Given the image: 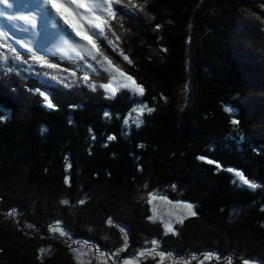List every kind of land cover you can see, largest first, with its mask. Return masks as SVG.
<instances>
[{
  "label": "trees",
  "instance_id": "16d2710c",
  "mask_svg": "<svg viewBox=\"0 0 264 264\" xmlns=\"http://www.w3.org/2000/svg\"><path fill=\"white\" fill-rule=\"evenodd\" d=\"M133 2L143 11L128 5L93 38L143 85V96L120 88L107 97L100 85L113 73L102 56L25 53L0 36V264H74L49 232L57 223L95 248L109 249L101 237L119 248L120 227L135 235L147 227L149 204L137 198L146 183L150 193L176 192L175 200L197 207L180 231L194 227L215 244L203 248L201 235L188 234L190 254L198 247L218 259L264 256V0ZM100 64L107 71L93 80ZM73 72L88 75L87 84L74 87L64 77ZM141 101L154 111L125 124ZM234 171L258 186L234 183ZM87 217L96 222L91 231L80 228Z\"/></svg>",
  "mask_w": 264,
  "mask_h": 264
},
{
  "label": "rangeland",
  "instance_id": "374dc122",
  "mask_svg": "<svg viewBox=\"0 0 264 264\" xmlns=\"http://www.w3.org/2000/svg\"><path fill=\"white\" fill-rule=\"evenodd\" d=\"M22 1L23 0H8V3L5 4L3 3V0H0V13H2L0 14V36L1 37L9 38V41L20 49H23V45H24V47H26V50L29 52H35V53H40V54L55 53L62 57H65V55H69L70 57H73V58L78 57L77 53H80V54L85 53L83 52L82 49H79V48L73 51L71 47L63 43V39H69V38L72 40H75L77 43H85V42L80 41L79 38L75 37L70 31L65 32L66 27L61 22L58 23L57 27L55 28L52 27V20L54 19L58 20V18H56L55 16H52L51 19H47L46 21L43 20L47 29H45V32H42V34L40 33V31L35 32L34 30L32 31V33L30 32L26 34L23 33L24 29L28 27V24H30L31 26L33 22L32 20L29 21L28 13L27 14L22 13V10H21L22 4H20ZM27 2L28 0H24L23 5H25ZM32 7H34L33 2H31L30 4V9H32ZM35 11H36L35 9H32L30 12L34 13ZM62 29L64 31H62ZM38 33L41 36H37ZM62 34L64 36H60ZM26 36H28V39L25 38ZM105 39L106 38H104V40ZM23 41L25 43H23ZM100 48H103V46L100 45ZM116 51H118V47L116 50H114V53ZM109 53L111 52L109 51ZM112 71L113 69H111V73H113L112 75L116 76V80L114 81L111 80L110 82L113 84V87L117 89V92L115 95H112L110 92H108L109 95L107 97H110V96L115 97L119 92H121L123 89H120V88H123L122 85L125 82L124 78L120 77L119 74L115 73L114 71L112 72ZM101 72L105 73V70H104V66L100 64V71L96 70L95 75H92L93 80L94 79L96 80L101 74ZM17 76H20V75H17ZM64 77L67 81L73 83L74 87H77L78 83L86 85L88 80L90 79V77L88 76V80H85L83 77L78 76L76 72H73L71 76H68V77L64 76ZM108 78H106V80ZM61 82L62 84H66L62 80ZM96 84L100 85L98 82H95V85ZM98 88L101 89L100 87ZM141 106L142 105H135L133 109H139ZM146 111L147 110H145V112ZM127 120H128V124H129V121L140 122L141 116H138L136 112L132 111L131 113L128 114ZM235 172L236 171H234L233 173L234 180L238 181V178L236 177ZM237 184L252 188L248 185H244L242 182H237ZM143 187L144 188L140 191L139 197L137 198L140 199L143 205L145 203L149 204L150 215L145 216L143 218L144 224H146L147 227L138 233L136 232L137 233L136 235L135 233H132V230L134 231V229L131 226H128L129 231L127 229L125 230L123 229V231H120V232L118 231L119 238L123 239L121 241V244L119 245V248H115V246H118V245H116L117 243L113 244L114 241L112 239L110 241L113 243H111L109 240H106L104 238L102 239V237H101V240L106 241L108 243L109 249H106V248L100 249L98 246H96L97 248H95V246H93V243L91 245H88L84 239L73 236V234L68 229L64 230L62 223H57L55 227H59L63 229L67 233V235L61 236L59 232L50 231L51 227L49 228V232L51 235H55L54 236L55 238L56 236H58L59 241L65 243V245L69 249V252L72 255V257L70 258L74 264H125V261H127V264H201V262H203V264H229V261L231 262V264H243L244 260H248L250 264H264V262L262 261V259L264 258L263 253L262 252H260V254L253 253L252 250H249L248 251L249 253L244 251L242 254H239V256L232 257V258L230 255H227L224 257L219 255V259L216 256V253L214 252L212 253V251H209V250L206 251V249L203 250L198 247L195 249H197L199 252L190 254L187 248L184 247L185 242H183V238H187L188 234H190L188 238H193V236L199 237L201 235L200 234L201 231L197 230L194 227L190 228L191 232H189V229L188 230L186 229L187 232H185V234L187 235L185 234L183 235V233L180 231V229L184 230L186 228L185 225L190 219L194 217H198L196 215H191L188 208L186 207L187 204H191V203L184 202L179 199L175 200L176 192L171 193L170 191H167V190L153 191V193H155L157 197L166 196L167 200H162V199L157 198L153 200L151 203H149V199H150L149 194L151 191H148L147 183ZM144 191L147 192L146 193L147 195L143 194ZM143 195L145 196L143 197ZM87 197L88 196H86V198L83 197L84 203L78 202L77 209L79 206L85 204L88 201L89 197L88 198ZM146 198H147V201H146ZM178 198L180 197L178 196ZM168 201H171V203H169ZM153 209H155V211H153ZM191 211L197 214V207L192 205ZM71 213H73V210H71ZM178 216L183 218L182 223L177 221ZM149 217H154V219H149ZM108 220H109V216L106 217L107 223H108ZM169 222H171L176 234H173V233L165 234L166 230L164 228V225L165 223H169ZM91 223L96 224V222L93 220L92 217H87L86 220L85 219L83 220V224L80 225V228L82 226L84 227L85 225L86 229L91 231V229L89 228V224ZM206 223H209V222H206ZM68 225L70 226V224ZM55 227L52 226V228H55ZM120 228L122 229L123 227H120ZM130 231L132 234L130 233ZM122 232L124 235L126 234L125 237H123ZM219 232L221 233L219 235H222V233L225 231L221 227ZM85 235H87V233ZM37 236L38 238L39 237L45 238V235L43 234H38ZM226 237H229V236H226ZM207 238L208 236H205L203 238V236L201 235V239H197V241L203 240L202 242H204L203 244H205L203 245V248L212 247L215 244L213 242V239H212L213 243L207 242L206 240ZM126 239H127V246L125 247ZM152 240H156L158 242L155 247V251H151L153 248L151 244ZM73 241H77L78 243H75L74 245ZM70 246L74 247V249H78V251H73V249L70 250ZM257 248L260 249V247H257ZM200 250H203V251H200ZM44 252L47 254V255L44 254L45 258H49V257L51 258L52 255L50 256V254L54 253L52 252L51 248L49 249V247H45ZM141 252H144L145 254L143 256L139 255ZM160 252L165 253L163 259L159 255ZM181 255L183 256L181 257Z\"/></svg>",
  "mask_w": 264,
  "mask_h": 264
},
{
  "label": "snow or ice",
  "instance_id": "6c2138e0",
  "mask_svg": "<svg viewBox=\"0 0 264 264\" xmlns=\"http://www.w3.org/2000/svg\"><path fill=\"white\" fill-rule=\"evenodd\" d=\"M3 3L7 4L8 0H3ZM43 4L45 5V8L43 9L44 12V18L51 19L52 16H55L58 18L59 21L63 22V25L67 26L65 29V32L68 30L71 31V33L79 38L80 41H84L85 43H77L75 40L72 39H63V43L68 45L72 48L73 51H75L77 48L82 49L83 52L87 53V55L91 58V60L96 61L97 56H102L104 61H107L108 65L112 67L113 71L117 74H119L120 77L124 78L123 88L129 89L134 95L139 94L140 96H143L145 93V89L143 85H140L136 82V79L134 76L128 74L125 72L121 67L112 65V61L107 57L104 56L101 52L100 45L97 43V40L93 37H99L104 34L105 27H110L108 18H116L117 12L119 11L121 15L127 14L129 9L128 5L132 7H139L140 11H143V8L139 5L134 4L133 0H127V5L124 4V0H43ZM114 5H120L121 7L119 9L115 8ZM2 14V13H0ZM52 27H57L56 20H52ZM159 27V25L157 26ZM115 35V33H113ZM119 39V37H117ZM111 43V42H110ZM115 50V49H113ZM15 51V49H13ZM166 51V49H165ZM80 55V53H77ZM123 55V53H121ZM81 59H84L83 55H80ZM33 59L36 61L43 63H46L43 56L33 55ZM123 59L125 61H128L129 63H132L129 57L126 55L123 56ZM49 68H55L57 67L56 64H47ZM91 67V65H88ZM107 71V69H105ZM85 80H88V76H84ZM111 80H116V76L112 75ZM91 87L93 90L96 89V85L92 84ZM105 91L110 92L112 95H115L117 92V89L113 87V84L111 82L104 83L100 85ZM39 91V90H37ZM42 96H44V99L47 101L49 107H54L52 104L51 99L45 93H40ZM141 107L139 109H133V112H136L138 116H142L147 110L148 112L154 111V109L149 108L146 104H144L141 101ZM226 111H230V109H226ZM106 116L109 115V113H105ZM131 115V114H130ZM125 124H128V120L126 119L124 121ZM233 124H238V120H232ZM139 127V123L136 125ZM109 140L115 139V136H109ZM200 159H205L204 157H200ZM209 163H214L213 161L209 160ZM70 167V165H69ZM230 171H233L230 169ZM237 180H234V183L236 182H242L244 185H248L252 188H256L258 185L256 183L251 182L247 177L243 175L242 172L236 171L235 172ZM150 199L149 203H151L153 200L159 198L162 200H167L166 196H160L157 197L155 193L149 194ZM171 203V201H168ZM63 203L67 204L68 201L64 200ZM80 203H84L83 200L80 201ZM186 207L188 208L191 215H196L195 212H192V205L187 204ZM14 211V210H13ZM155 211V209H153ZM12 212H9V215H12ZM149 219H154V217H149ZM177 221L182 223L183 218L177 217ZM109 224H112L113 221L111 218L108 220ZM164 228L166 230V233H175V230L171 224L165 223ZM50 231L53 232H59L61 236L67 235V233L59 228H51ZM123 231V228L121 229ZM73 243H78L77 241H73ZM156 240H152L151 244L153 246L151 251H155V247L157 245ZM127 246V239L125 240V247ZM45 251L44 248L40 249V252L43 253ZM73 251H78V249H73ZM145 253L141 252L139 255L143 256ZM160 257L163 259L165 253L160 252ZM125 264H127V261H125ZM203 264V262H201ZM229 264L231 262L229 261ZM243 264H250L248 260H244Z\"/></svg>",
  "mask_w": 264,
  "mask_h": 264
},
{
  "label": "bare ground",
  "instance_id": "6f19581e",
  "mask_svg": "<svg viewBox=\"0 0 264 264\" xmlns=\"http://www.w3.org/2000/svg\"><path fill=\"white\" fill-rule=\"evenodd\" d=\"M58 36H59V35H58ZM60 36H64V35L62 34V35H60ZM51 54H55V53H51ZM81 54H82V53H81ZM55 55H58V54H55ZM59 56H60V55H59ZM67 56H69V55H65V57H62V56H61V58H62V59H66ZM78 56H79V55H78ZM69 57H70V56H69ZM71 58H73V57H71ZM77 58H78V57H77ZM77 58H76V59H77Z\"/></svg>",
  "mask_w": 264,
  "mask_h": 264
}]
</instances>
